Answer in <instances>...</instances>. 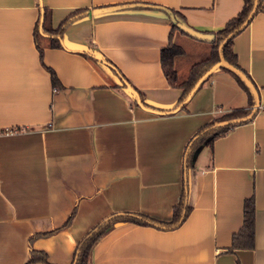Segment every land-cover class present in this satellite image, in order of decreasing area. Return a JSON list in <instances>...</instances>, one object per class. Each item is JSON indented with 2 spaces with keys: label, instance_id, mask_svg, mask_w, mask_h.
I'll return each mask as SVG.
<instances>
[{
  "label": "crops",
  "instance_id": "obj_1",
  "mask_svg": "<svg viewBox=\"0 0 264 264\" xmlns=\"http://www.w3.org/2000/svg\"><path fill=\"white\" fill-rule=\"evenodd\" d=\"M110 6L119 7L95 12ZM43 7L53 28L77 10L89 13L53 47L46 32L35 39ZM242 7L243 0H0V264H25L29 237L75 211L68 227L32 243L51 264H71L79 240L113 213L171 219L186 182L191 210L181 225H116L95 244L91 264H264V11L233 38L239 65L259 89L252 120L203 145L187 173L189 140L214 118L248 107L247 94L230 72L216 70L186 108L161 111L182 92L163 71L162 49L182 47L175 67L185 79L212 44L172 31L168 10L216 32ZM102 58L151 107L119 86ZM251 196L254 245L234 248Z\"/></svg>",
  "mask_w": 264,
  "mask_h": 264
},
{
  "label": "trees",
  "instance_id": "obj_2",
  "mask_svg": "<svg viewBox=\"0 0 264 264\" xmlns=\"http://www.w3.org/2000/svg\"><path fill=\"white\" fill-rule=\"evenodd\" d=\"M168 11H171L173 14L177 13L174 12V10ZM260 11H264V0H243V7L236 16L231 18L225 26L218 31L209 32L214 34V37L211 40L212 44L210 51L204 59L191 66L185 79L180 78L175 67L176 57L183 54L182 47L179 44L174 43L163 48L161 51V64L169 83L182 89L176 105L168 110H161L162 112L170 114L176 109L186 108L193 95L209 80L210 76L216 70L230 72L248 97V107L233 109L214 118L202 126L189 140L185 148L184 163L185 171L187 173L194 165L195 153L199 151L203 145L212 144L216 138L226 134L234 126L252 120L256 114L254 106L257 104L259 89L251 75L239 65L237 54L233 49V38L251 21L254 15ZM88 13L89 10L86 9L77 10L63 20L57 28H53L50 25L51 10L47 7L41 8L40 16L34 30L37 43L39 33L43 31L49 35V44L51 46H62L63 33L67 25L73 20ZM176 29L183 32L178 27L177 22L172 20V31ZM39 49L42 58V48L40 47ZM96 61L102 63L114 73L119 86H130L136 101H139V103L144 106L151 107L145 101L143 93L132 85L109 59L102 58L100 60L97 59ZM224 62H226V64ZM49 70L51 72L53 86L58 89V87H60L59 78L52 69ZM188 191L189 185L188 182H186L181 198L173 207L172 217L169 220L156 219L143 212L125 211L113 213L109 217L98 222L77 243L71 264H91L95 244L101 239V237H103V235L116 225L132 222L140 225H152L162 229H173L178 227L187 218L191 210V205L188 202ZM74 212L75 211H72L67 220L61 226L50 231L35 232L29 237L28 259L25 264H51L48 261L47 252L42 249L34 248L32 243L38 237L48 236L68 227L72 221ZM254 239L255 200L254 197L251 196L245 199L243 224L239 231L233 234L232 245L234 248H250L254 245Z\"/></svg>",
  "mask_w": 264,
  "mask_h": 264
},
{
  "label": "water",
  "instance_id": "obj_3",
  "mask_svg": "<svg viewBox=\"0 0 264 264\" xmlns=\"http://www.w3.org/2000/svg\"><path fill=\"white\" fill-rule=\"evenodd\" d=\"M116 7H119V6H110V7H107V8H98V9H95V12H100V11H103V10H110V9H114ZM169 12L171 14L172 20L176 21L178 27L183 32L188 34L189 36H191V37H193L195 39H198V40H202V41H211L213 39V37H214L213 33L199 31V30L189 26L186 23V21L182 17H180L179 15L173 14V13H171V11H169ZM224 63L226 64V62H224ZM197 152L195 153V156H196Z\"/></svg>",
  "mask_w": 264,
  "mask_h": 264
},
{
  "label": "rangeland",
  "instance_id": "obj_4",
  "mask_svg": "<svg viewBox=\"0 0 264 264\" xmlns=\"http://www.w3.org/2000/svg\"><path fill=\"white\" fill-rule=\"evenodd\" d=\"M205 58V56L204 55H201V54H199L198 55V57L197 58H193V60H195V59H204ZM185 75V74H184ZM182 76V77H185V76ZM116 82V81H115Z\"/></svg>",
  "mask_w": 264,
  "mask_h": 264
},
{
  "label": "built area",
  "instance_id": "obj_5",
  "mask_svg": "<svg viewBox=\"0 0 264 264\" xmlns=\"http://www.w3.org/2000/svg\"><path fill=\"white\" fill-rule=\"evenodd\" d=\"M55 90H57L56 88H54Z\"/></svg>",
  "mask_w": 264,
  "mask_h": 264
}]
</instances>
